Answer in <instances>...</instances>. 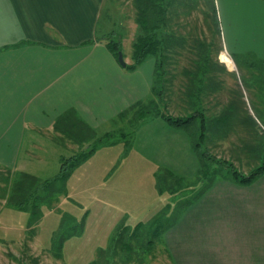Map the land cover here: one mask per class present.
Here are the masks:
<instances>
[{
    "label": "crops",
    "instance_id": "1",
    "mask_svg": "<svg viewBox=\"0 0 264 264\" xmlns=\"http://www.w3.org/2000/svg\"><path fill=\"white\" fill-rule=\"evenodd\" d=\"M218 2L229 31L247 29L238 24L244 23L243 15H256L258 26L264 28V8L256 9L253 0ZM105 3L0 0V169L16 171L30 162L33 150L57 151L59 144L77 148L79 141L56 129L57 120L69 111L99 137L122 128L130 107L150 98L156 63L147 61L150 56L134 69L118 62L106 45L108 32L101 28ZM246 22L256 25L250 17ZM123 57L126 65L133 62L132 52ZM218 64L229 74L235 69L221 60ZM223 87L208 89L202 99L217 124L232 116L226 80ZM186 90L183 86V95L198 100V91ZM24 148L30 152L20 161ZM122 159L99 165V178L106 182L105 173L118 163L111 184L99 188L98 196L115 206L123 191L140 192L141 201L132 205L138 210L152 207L164 194L157 190L156 173L168 170L191 182L200 167L188 130L173 126L162 113L139 120ZM138 177L140 184L135 186ZM159 246L171 264H264V172L248 184L216 178L164 229Z\"/></svg>",
    "mask_w": 264,
    "mask_h": 264
},
{
    "label": "rangeland",
    "instance_id": "2",
    "mask_svg": "<svg viewBox=\"0 0 264 264\" xmlns=\"http://www.w3.org/2000/svg\"><path fill=\"white\" fill-rule=\"evenodd\" d=\"M211 1L215 5L219 32L210 13L209 0H172L162 54L147 60L159 66L151 96L143 102V107L124 114L122 128L110 133V143L99 145L63 180L57 178L61 162L67 168L71 157L88 150L92 140L76 142L75 149L59 144L57 151L33 150L30 162L21 163L16 171L0 169V264H91L95 260L97 264H171L159 248L162 234L185 201L203 187L198 178L178 183L168 179L163 183L168 190L147 209L132 206L141 197L137 196L140 192L131 189L117 197L115 206L104 203L98 196L99 188L111 184L112 172L118 163H112L105 173L106 182L99 178V165L110 158L123 160L142 118L160 113L176 117L190 108L191 115L197 114L187 128L199 142V150L206 151L214 160L231 161L237 169L246 172L264 162V28L258 26L256 15H243L244 23L238 24H245L247 29L242 32L238 26L237 32L233 27L229 31L224 7L218 0ZM253 1L256 9L264 8V0ZM136 16L135 0H106L102 11L101 28L105 27L107 35L120 39L121 51L126 57L131 54L132 43L140 32ZM248 17L255 27L246 22ZM221 51H226L234 62L232 74L218 64ZM183 74H186L185 80ZM224 80L230 89V99L240 101L237 110L231 112L233 118L217 124L218 120L209 113L212 108H206L207 103L202 99L210 88L214 91L218 86V90L220 87L223 90ZM183 86L186 91H198V100L195 97L192 102L188 99L192 96L183 95ZM189 111L181 117L190 115ZM250 117L256 126L246 125ZM29 152L22 149L20 161ZM23 174L36 177L38 182L33 185ZM139 182L138 177L135 186ZM163 211L166 214L160 218ZM153 219L157 236L142 229L134 238L125 234L123 240L128 242L125 247L112 244L119 228L127 227L130 231L139 222ZM150 239L152 242H148Z\"/></svg>",
    "mask_w": 264,
    "mask_h": 264
},
{
    "label": "trees",
    "instance_id": "3",
    "mask_svg": "<svg viewBox=\"0 0 264 264\" xmlns=\"http://www.w3.org/2000/svg\"><path fill=\"white\" fill-rule=\"evenodd\" d=\"M212 3L213 2L209 0L210 13L216 20L215 27L219 32L215 5ZM170 5H172V0H135V6L137 9V16L135 20L139 26L140 32L132 43L133 62L131 64H127V68L134 69L138 64L142 63L148 56H154L156 57V59L161 56L165 44L164 28L167 26L166 17ZM105 41L110 51H112L114 56H116L117 58L118 51L121 50L120 39H117L108 34L105 38ZM158 67L159 66L157 65L155 68L156 73L154 79L157 78ZM238 102L235 101L234 98L231 99L227 104V109L231 112L236 111L238 108ZM136 107H143V102L136 103L135 105L130 107L129 110H132ZM196 114L197 113L186 117H174L170 114L162 113L164 118L173 126L183 127L188 130V133L190 134V137L192 139L193 148L200 159V167L198 170L197 178L199 179V183H203V187L196 194H194L191 199L185 201V203L181 206L180 211L182 210V208L190 204L194 199L198 198L205 191V189L216 179L217 175L221 178H232L235 182L240 184H248L252 182L258 175L264 172V162L262 164H259L256 168L251 169L249 172L244 173L241 170L237 169L233 162L228 160H214L210 155H208L206 151L199 150V142L194 140L192 131L187 128L196 118ZM121 116H123V113ZM229 118H233V114L232 116L228 115L227 118H224L223 124L227 122ZM248 124L249 126L257 125L256 121L252 117L246 120V125ZM56 129H58L67 138L73 139L74 141L92 140L91 144H89L88 146V150L82 151L77 155H73L71 157V163L67 168L65 167L64 161L61 162L60 172L58 174L59 177L57 176V178H59L60 180H63L65 177H67L70 173V170L80 164L83 160H85L99 145L108 144L111 142L110 133L97 137L95 132L88 125L80 121L73 111L67 112L65 115H63L57 120ZM224 170L226 171V173L222 174L221 171ZM22 177L27 181L34 182L33 185L38 182V179L36 177L29 174H23ZM57 178H55V180ZM168 179H173L174 182L177 183L184 182L183 178L174 175L168 170L159 171L158 173H156V186L159 192L168 190L165 186L163 187V183L166 184V181ZM20 187V185H16V188ZM39 188L41 187L39 186L38 190ZM186 188L189 189L190 187ZM51 189L53 188L51 187ZM180 211L178 212V214L180 213ZM165 214L166 213L164 211L161 212L160 218H162ZM175 218L169 221L165 228L170 226L175 220ZM155 224V219H153L147 222H139L134 227V229L130 231L127 227L119 228V230L116 231L114 237L112 238V244L120 243L122 244V247H125V245L128 244V242L123 240L125 238V234H127V236L130 238H134L138 235L139 232H141L142 229H146L149 233H151L153 237H155L157 236ZM148 242H152V239H150V241ZM59 248L60 247H58V250ZM91 264H97V260L93 261Z\"/></svg>",
    "mask_w": 264,
    "mask_h": 264
},
{
    "label": "bare ground",
    "instance_id": "4",
    "mask_svg": "<svg viewBox=\"0 0 264 264\" xmlns=\"http://www.w3.org/2000/svg\"><path fill=\"white\" fill-rule=\"evenodd\" d=\"M219 59L224 62L228 67L233 68L234 67V62L230 55L226 51H221L219 53Z\"/></svg>",
    "mask_w": 264,
    "mask_h": 264
},
{
    "label": "water",
    "instance_id": "5",
    "mask_svg": "<svg viewBox=\"0 0 264 264\" xmlns=\"http://www.w3.org/2000/svg\"><path fill=\"white\" fill-rule=\"evenodd\" d=\"M118 62L125 67L126 66V61L124 60L123 53L121 50L118 51V56H117Z\"/></svg>",
    "mask_w": 264,
    "mask_h": 264
}]
</instances>
